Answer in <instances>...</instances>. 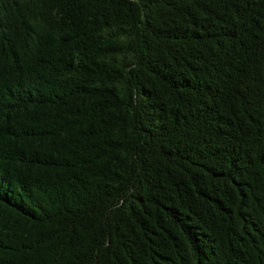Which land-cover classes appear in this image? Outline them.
Returning a JSON list of instances; mask_svg holds the SVG:
<instances>
[{"label":"trees","instance_id":"16d2710c","mask_svg":"<svg viewBox=\"0 0 264 264\" xmlns=\"http://www.w3.org/2000/svg\"><path fill=\"white\" fill-rule=\"evenodd\" d=\"M0 264H264V0H0Z\"/></svg>","mask_w":264,"mask_h":264}]
</instances>
